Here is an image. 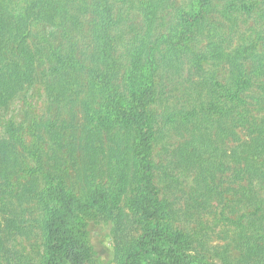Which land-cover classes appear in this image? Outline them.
<instances>
[{
  "label": "trees",
  "instance_id": "obj_1",
  "mask_svg": "<svg viewBox=\"0 0 264 264\" xmlns=\"http://www.w3.org/2000/svg\"><path fill=\"white\" fill-rule=\"evenodd\" d=\"M33 1L24 16H15L9 9L8 0H0V189L9 185V169H16L21 159L14 147L1 138V111L34 84L39 58L43 56L39 49L37 52L28 50L26 29L32 20L46 23L61 20L75 30L83 23L87 25L93 49L90 56L86 53V57L93 64L90 62L84 66L74 52L51 53L50 59L54 55L56 61H51L50 74L55 75L57 81L45 84L47 96L50 103L79 98L89 116L105 107L107 132L115 154L109 182L97 186L88 200H82L67 190L62 176H49L52 174L48 173L49 169L43 170L39 148L29 150L35 158L32 160L36 165L35 172L46 180L43 190L34 191L41 196L42 208L37 224L45 235L43 264H102L92 262V249L81 226L80 215L104 207L110 198L118 203L130 186L137 192L132 203L145 229L140 238L118 250L120 264H215L205 249L208 252L215 250L224 264L233 261L237 264H264V111L254 113L259 102L264 104V95H261L260 88L253 94L248 93L255 84L251 80L253 75H264L261 42L250 39L248 43H242L243 49L238 53L227 55L222 52L221 38L213 36L216 28L212 26V36L209 37L212 39L208 41L205 54L215 60L214 68L226 57L227 63L232 65L229 73L237 80L236 88L227 84L231 82L230 77L223 84L215 69L214 72L207 69L203 76H193V91L187 92V96L184 94L180 104L171 108L167 106L159 113L158 106L163 102L160 103L156 96L160 93L158 85L162 80L171 73L188 72L198 66L201 69L200 65L206 59L195 54L194 46L199 41L195 31L204 33L205 6H209L212 0H190V10H198L196 15L187 9L181 11L178 25H173L167 33L161 31V14L173 0H119L140 22L137 39L122 45L123 52H118L116 41L125 34H112V27L117 22L109 0H92L91 4H88L89 0L85 3L78 0ZM82 18L84 22L81 23ZM175 28L181 30L174 35ZM10 43L13 47L8 53L6 48ZM242 58L251 59L250 63L255 67L250 79L240 70L244 66ZM84 69L89 71L92 82L89 89L95 94L88 93L81 98L84 90L78 87L77 78ZM209 72L214 76L212 82L207 76ZM99 83L102 87L95 91ZM166 129L193 134L185 153L187 167L200 166L202 184L198 190L202 203L223 194L213 178L214 172L221 171L220 162L230 156L238 165L236 179L247 182L238 190L241 196L238 203L242 205L240 217H227L223 209L220 215H215L214 223L223 221L226 227L234 229L239 258L231 254L228 245L222 248L223 251H219L218 246L209 247L203 235L193 244L195 233L191 230L194 229H175L179 221L176 212L171 210L170 213L167 207L160 206L151 148L155 134ZM242 129L251 135L249 140L241 138ZM12 131L15 135L16 130ZM229 135L236 137L238 145L227 154L215 146L213 139ZM0 210L4 209L0 207ZM198 239L200 242L197 243ZM198 246L204 247L197 252ZM32 261L31 258L27 263ZM17 264H22V260Z\"/></svg>",
  "mask_w": 264,
  "mask_h": 264
},
{
  "label": "rangeland",
  "instance_id": "obj_2",
  "mask_svg": "<svg viewBox=\"0 0 264 264\" xmlns=\"http://www.w3.org/2000/svg\"><path fill=\"white\" fill-rule=\"evenodd\" d=\"M78 1L85 3L88 0ZM8 2L9 9L15 16H24L25 10L34 3L33 0H8ZM172 2V5L166 7L161 14L162 32L167 33L173 25H178L181 11L183 13L187 9L193 16L198 11L190 10V0ZM91 3L92 0H89L88 4ZM109 6L113 9L117 22L112 27L113 36L128 35L116 41L118 52H123L122 45H128L138 37L139 18L134 12L128 11L119 0H109ZM204 14L206 28L204 33L199 34L200 31H195L199 41L194 48L197 56H204L206 59L201 63V69L199 66L195 69L192 67L195 72L190 70L171 73L162 80L158 85L160 93L156 96L160 103L163 102L162 107L158 106L159 113L167 109V106L171 108L176 103L180 104L184 94L187 96V92L193 91L191 86L193 76H203L207 69L213 72L215 69V74L221 83L230 77L231 82L227 84L236 88L237 80L229 73L232 65L227 63L226 57L219 60L217 67L214 68L215 60L205 54L208 41L212 39L209 38L212 36L210 30L212 26L216 28L213 36L221 38L222 52L227 55L238 53L243 49L242 43H248L250 39L261 42L259 47L264 50V0H212L209 6H205ZM80 21L84 22L83 18ZM80 28L75 30L71 24L61 20L52 23L32 20L26 29L30 45L28 50L39 49L43 56L39 58L34 84L1 111V138L12 148L14 147L21 159L16 169H9V185L0 189V207L4 209L0 210V264H17L21 260L22 264H26L31 258L33 259L31 264H43L45 258V235L37 224L42 208L41 196H37L34 191L43 190L46 180L35 172L36 165L32 161L35 158L29 152L31 148H39L42 155L39 159L43 170L49 169L48 173H52L49 176H62L61 179L67 190L82 200H88L97 186L109 182V172L112 170L115 154L110 134L107 132L105 121L107 110L104 107L99 113L89 116L80 105V99L75 97L64 98L63 103H50L45 86L52 80L57 81V77L50 74L51 61H56L54 55V58L50 59L53 52H74L84 66L90 64L91 60L87 59L86 53L89 56L92 54L93 45L87 25L84 26L83 23ZM179 30L181 29L175 28L173 34L175 35ZM12 47L13 43L8 44L6 51L11 53ZM192 56L195 58L194 54ZM243 59H241L243 70L242 68L240 70L250 79L255 67L253 68L250 63L251 59L250 61ZM207 76L210 82L214 81L211 72ZM251 80L255 84L248 93L253 94L252 92L260 88L261 95H264L262 94L264 75H253ZM77 84L81 90H84L81 98L88 93L95 94L89 89L92 82L88 70L79 72ZM98 86L95 91L100 90L102 84L99 83ZM200 90L204 92L202 87ZM263 105L259 102L254 113L264 111ZM10 123L14 127L9 126ZM13 129L16 130L15 135L12 134ZM240 135L244 140H249L251 136L246 129L240 130ZM155 136L151 148L152 161L155 164L153 175L159 192L160 206L167 207L170 213L172 210L177 214L179 221L175 224V229L193 228L194 230H191L195 233L193 244H196V239L203 235L209 247L218 246L217 249L223 251L222 248L228 245L231 254L239 258L240 252L236 246L234 229L226 227L227 224L225 225L223 221L214 223L215 215H220L223 209L227 217L237 219L240 217L239 208L242 205L241 202L238 203L241 197L238 195V190L241 186H246L247 182H239L236 179L238 165L230 156L220 162L221 171L214 172L213 178L223 194L202 203L198 190L202 184L200 166L195 164L187 167L185 153V147L193 140V134L189 131L166 129L164 132L158 131ZM213 140L215 146L227 154L238 145L233 135ZM35 143L38 146H33ZM7 167L9 168L10 164ZM136 195L137 192L130 186L118 203H114L110 198L103 205L104 207H98L88 214L81 213V226L86 231L92 249V262L120 264L118 250L124 244L136 241L143 235L144 224L132 203ZM204 240L202 241L205 242ZM198 247L197 252L204 246ZM204 252L215 264H224L215 250L208 252L205 249ZM232 264L237 262L233 261Z\"/></svg>",
  "mask_w": 264,
  "mask_h": 264
}]
</instances>
